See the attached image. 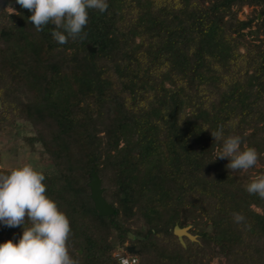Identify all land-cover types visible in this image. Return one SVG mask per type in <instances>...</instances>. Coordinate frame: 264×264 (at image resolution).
<instances>
[{"label":"trees","instance_id":"obj_1","mask_svg":"<svg viewBox=\"0 0 264 264\" xmlns=\"http://www.w3.org/2000/svg\"><path fill=\"white\" fill-rule=\"evenodd\" d=\"M107 3L88 11L84 39L59 45L51 24L37 32L29 10L0 0V131L25 122L48 155L40 172L69 221V255L264 264V199L245 191L264 175V0ZM243 6L255 14L239 19ZM219 127L256 149L254 167L233 172L215 158ZM93 167L110 215L89 196ZM197 218L208 228L182 245L174 226ZM20 231L0 227V242Z\"/></svg>","mask_w":264,"mask_h":264},{"label":"clouds","instance_id":"obj_2","mask_svg":"<svg viewBox=\"0 0 264 264\" xmlns=\"http://www.w3.org/2000/svg\"><path fill=\"white\" fill-rule=\"evenodd\" d=\"M31 13L27 21L37 32L52 25V38L63 45L69 39H84L88 11L104 13L107 0H15ZM219 141L215 158L226 159L233 172L248 170L257 164L258 153L253 147H242L239 135H225L223 127L211 132ZM214 158V159H215ZM45 176L31 164L13 167L0 173V227L20 228L13 239L0 242V264H77L67 248L70 225L56 202L46 195ZM247 193L264 199V175L245 185ZM239 222L243 217L234 214Z\"/></svg>","mask_w":264,"mask_h":264},{"label":"rangeland","instance_id":"obj_3","mask_svg":"<svg viewBox=\"0 0 264 264\" xmlns=\"http://www.w3.org/2000/svg\"><path fill=\"white\" fill-rule=\"evenodd\" d=\"M254 11L252 7L243 6L238 13V18L244 19L247 16H252L255 14ZM32 135L33 131L30 126L22 121H19L16 125L7 126L0 131V168L11 169L24 164H31L38 171L51 170L52 164L41 145L37 142L31 144L27 140ZM196 221L199 223L196 224L189 219L183 227L188 226L190 234H192L191 230L197 231L208 228L202 220L197 218ZM192 235H195L197 239L196 234Z\"/></svg>","mask_w":264,"mask_h":264},{"label":"water","instance_id":"obj_4","mask_svg":"<svg viewBox=\"0 0 264 264\" xmlns=\"http://www.w3.org/2000/svg\"><path fill=\"white\" fill-rule=\"evenodd\" d=\"M88 50L94 51L95 49L87 45ZM89 180L86 182V186L89 188V196L91 198L93 207L97 211L98 215H110L113 213L114 208L104 199L103 191L104 188L101 186V179L98 177L96 173V168L93 167L91 172L88 174ZM124 194L121 193V197ZM189 227H179L175 225L173 228L174 235L178 238L179 242L184 245L183 237H187L189 240L194 241L196 240V236L192 235L188 232ZM132 237V235H129ZM128 253H134L135 250L133 246L127 247Z\"/></svg>","mask_w":264,"mask_h":264},{"label":"built area","instance_id":"obj_5","mask_svg":"<svg viewBox=\"0 0 264 264\" xmlns=\"http://www.w3.org/2000/svg\"><path fill=\"white\" fill-rule=\"evenodd\" d=\"M118 262L120 264H136L137 263V258L134 255H128V254H123V255H118Z\"/></svg>","mask_w":264,"mask_h":264}]
</instances>
